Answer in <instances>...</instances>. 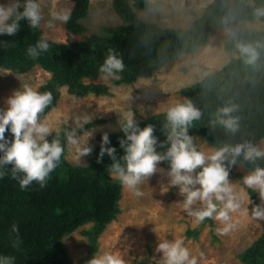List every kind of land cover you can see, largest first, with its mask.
<instances>
[{
    "label": "trees",
    "instance_id": "1",
    "mask_svg": "<svg viewBox=\"0 0 264 264\" xmlns=\"http://www.w3.org/2000/svg\"><path fill=\"white\" fill-rule=\"evenodd\" d=\"M129 1L113 0L112 4L125 24L106 28L103 37L94 36L71 45L47 40L50 44L48 51L36 59L28 56L27 48L41 39L40 30L30 28L25 20L20 21L21 30L15 36L0 35V40L6 41L0 46V66L27 69L37 63L49 71L51 79L38 89L52 93L53 100L47 111L56 105L61 85H67L68 92L77 96L108 92V86L104 84H85L81 79L97 76L109 48L125 64L120 78L115 81L129 83L137 77L150 76L158 64L184 51L187 41H205L222 23L232 24L242 19L264 20V17L258 18L254 13L256 8L264 6V0H212L200 17L193 20L188 28L179 31L142 21L135 16L133 7L146 9L151 6V1L132 0V4ZM72 2L71 19L65 27L70 32L82 33L87 28L80 19L88 13L89 0ZM257 42L264 44V29L246 32L236 40L237 45ZM260 52L253 65L246 64L243 59L226 63L215 83L206 80L207 84L201 92L196 85L183 89L187 98L202 113L201 118L194 121V127L216 148L225 143L234 145L244 141L255 144L264 138V49ZM226 105L236 106L232 115L239 118V129L235 133H226L222 126L213 128L211 125L217 110ZM156 119L164 123L165 114L151 120ZM94 124V121L90 122L84 128ZM146 124L148 122L144 121L140 126ZM67 131L69 128L65 126L54 133L63 145L64 153L44 188L34 182L28 190H21L10 172L0 179V254L15 256L14 264H74L61 243V236L87 220H94L102 227L118 211V183L102 180L108 176L110 158L105 154L102 161L97 162L100 148H96L87 165L71 164L64 157ZM108 134L110 146L116 147L117 157L121 156L123 150L119 146V138L123 134L120 130ZM239 161L251 166L243 160ZM262 162H259L260 166L264 167ZM247 190L256 203L255 193ZM13 224L18 226L22 241L18 249L12 247L16 236L11 231ZM96 245L94 241L93 250ZM249 252L256 254L255 264H264V234L256 248L250 247Z\"/></svg>",
    "mask_w": 264,
    "mask_h": 264
},
{
    "label": "rangeland",
    "instance_id": "2",
    "mask_svg": "<svg viewBox=\"0 0 264 264\" xmlns=\"http://www.w3.org/2000/svg\"><path fill=\"white\" fill-rule=\"evenodd\" d=\"M149 1L152 3L149 8L133 7L137 18L180 31L200 17L212 0ZM129 2L133 3L132 0ZM0 3H7V0H0ZM72 4V0H42V10L47 18L50 10L71 11ZM112 4L113 0H89L88 13L80 19L87 28L82 33L68 31L65 24H57L53 29L42 24L38 28L40 37L56 44L69 45L94 36L103 37L106 28L125 24ZM263 29L264 20L261 19L222 23L205 41H187L184 51L158 64L150 76L137 77L129 83L116 82V79L104 81L99 78V74L95 77H82L85 84L108 86L106 94L90 92L77 96L68 92L67 85H61L56 105L45 111L44 117L55 132H60L67 126L69 130L76 129L78 135L86 136L91 130L93 135L89 138V143L93 146L92 152L100 148V135L119 131L118 120L127 111L134 113L139 124L144 121L153 124L154 134L163 141L167 132L163 127L164 123L151 119L165 114L167 108L176 101L187 98L184 88L196 85L201 92L207 84L206 80L215 83V78L226 63L242 60L236 40L246 32ZM50 79L51 73L37 63L27 69L0 66V108L6 106L5 100L13 90L25 85L38 90ZM84 115H90V122L94 121L95 124L86 128L78 127L76 118ZM194 126L193 121L189 134L193 136L194 143L205 151L216 149ZM5 136L10 138L8 132ZM64 138L65 159L71 164L87 165L92 152L79 157L66 133ZM255 144L264 147V138L257 140ZM161 167L166 169L167 164L162 163ZM250 168L251 166L238 161L232 167L229 179L232 182L239 181ZM102 180L118 183V211L102 227L94 220H87L61 236V243L74 264H87L93 255L104 251L119 254L125 264H158L160 253L156 252V246L164 238H182L190 253L197 257L198 264H255L256 254L250 253L249 248H256L260 243L264 234V221L252 219L250 215L244 214L243 208L231 214V222L235 227L224 234L218 231L223 227L219 221L206 218L197 223L188 216L184 212L181 202L183 197L179 195L178 189L173 187L168 192L163 191L167 178L161 173L154 174L149 181L138 186L143 193L141 196H136L123 187L110 172ZM238 194L245 198L243 207L251 209V205H247V198L251 199V195L242 184L238 185ZM255 196L256 203H260L259 194L255 193ZM94 241L97 245L93 250Z\"/></svg>",
    "mask_w": 264,
    "mask_h": 264
},
{
    "label": "clouds",
    "instance_id": "3",
    "mask_svg": "<svg viewBox=\"0 0 264 264\" xmlns=\"http://www.w3.org/2000/svg\"><path fill=\"white\" fill-rule=\"evenodd\" d=\"M254 13L258 18L264 17V6L256 8ZM70 19V10H50L45 18L42 0H7V3H0V35L15 36L21 30L19 22L22 20L27 21L32 29L42 24L53 29L57 24H67ZM5 43L0 40V46ZM49 47V42L41 38L28 46L27 54L36 59ZM237 48L240 58L253 65L259 59L264 44L239 43ZM124 69L123 59L109 48L99 66V78L104 81L119 79ZM52 100L51 92H40L25 85L13 90L5 100L6 106L0 108V179L10 172L21 190H28L34 182L44 188L51 178L50 174L61 163L64 147L55 138V129L44 117ZM235 111V105L219 108L211 120L212 127L222 126L226 133L238 131L239 118L232 115ZM201 115V110L194 106L192 100L176 101L165 112L163 127L167 132L166 139L161 141L154 134L153 124L141 127L134 113L127 111L118 120L123 134L119 138L123 154L117 157L116 147L110 146L109 134L104 132L97 162H101L107 154L111 160L108 165L110 174L136 196L143 194L138 186L149 181L154 174H163L167 178L163 191L168 192L173 187L178 189L183 197L184 212L197 223L206 218L219 221L223 225L218 229L221 233L227 234L235 227L231 214L242 208L244 214L252 219L264 221V167L259 163L264 161V147L244 141L234 145L225 143L211 151L199 148L189 134V128ZM91 119L90 115H84L77 117L75 123L84 127ZM6 132L10 138L5 136ZM77 133L76 129L69 130L66 137L76 147L77 155L84 157L93 150L89 143L93 132L90 130L86 136ZM239 160L249 163L251 168L239 181L232 182L230 171ZM162 163L167 164L166 169L161 167ZM241 184L259 194L260 203L247 198L251 209L243 207L245 198L238 194V185ZM11 231L16 234L12 247L18 249L22 243L18 226L13 224ZM156 252L160 253L158 264H198L197 257L190 253L182 238L160 239ZM14 262L15 256L0 254V264ZM87 264H125V261L117 253L104 251L93 255Z\"/></svg>",
    "mask_w": 264,
    "mask_h": 264
}]
</instances>
